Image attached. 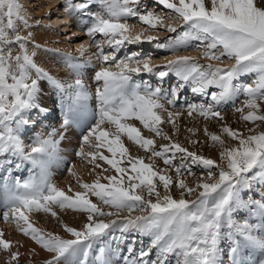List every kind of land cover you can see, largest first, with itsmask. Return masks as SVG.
<instances>
[{"label":"snow or ice","instance_id":"obj_1","mask_svg":"<svg viewBox=\"0 0 264 264\" xmlns=\"http://www.w3.org/2000/svg\"><path fill=\"white\" fill-rule=\"evenodd\" d=\"M155 2L170 12H142L141 0H67L65 11L81 14L82 22L88 25L84 29L87 36L104 38L94 41L100 66L93 73V93L84 83L82 65L68 53L62 55L75 76L72 81L62 82L38 66L33 57L40 45L33 44L29 52L33 37L27 31L31 25L22 3L0 0V173H4L0 187L5 193L0 208L5 222H15L25 236L49 253L44 264H114L117 260L120 264H264V191L260 190L264 188V131L244 136L223 127L238 144L226 147L221 136L211 135L219 145L217 161L171 141L161 128L167 123L178 131L176 119L184 111L189 117L195 113L222 120L220 106L241 93L246 99L242 107L235 108L241 119L264 122V114H258L264 104V0ZM94 4L99 5V11H90ZM129 18H138L148 28L133 35L135 24H130ZM177 25L183 31H178ZM157 27L176 34L157 44L170 51L172 59L156 64L139 51L118 57L126 42H141L144 32ZM144 39L152 42L157 37ZM13 45H18L17 52ZM105 46L111 51L106 52ZM189 49L199 51L208 63L176 55ZM83 50L81 45V55ZM225 59L231 62L227 68L220 66ZM142 74H154L160 83L154 86L136 79ZM170 74L177 83L164 88L163 81ZM245 76L253 78L245 83L241 81ZM41 81L58 92L64 114L59 129H51L47 136L35 134L25 143V130L36 123L32 116L47 112L40 102L45 91ZM185 89L202 99L181 103ZM72 112H82L93 120L81 136L76 155L85 160L91 157L89 163L105 161L116 175H107V184L99 178L92 184L83 183V191L68 195L52 182L50 169L62 162L59 144L73 125ZM132 120L169 143L156 150L155 140L142 135ZM122 135L150 152V162L131 156ZM85 145L94 150L85 153ZM100 149H106L111 158ZM178 156L180 163L174 165ZM156 157L174 169L175 180L167 174L168 169L156 168ZM125 162L127 167H122ZM29 165L26 178L13 175ZM194 167L205 171L197 178ZM185 173L197 179L194 186L181 178ZM173 185L178 198L172 193ZM89 194L102 202L101 206L93 203ZM192 196L195 198H186ZM56 208L86 214L80 229L64 225L72 238L44 232L30 222L33 212L51 214L59 221ZM238 212H246L247 217L238 222ZM105 218H109L107 222ZM109 231L121 234L120 243L126 233L150 239L147 246L141 241L136 249L134 235L128 254L121 256L119 244L109 249L102 241ZM94 246L98 252L90 260ZM10 248L11 242L0 238V249L9 252L8 264L20 255Z\"/></svg>","mask_w":264,"mask_h":264},{"label":"rangeland","instance_id":"obj_2","mask_svg":"<svg viewBox=\"0 0 264 264\" xmlns=\"http://www.w3.org/2000/svg\"><path fill=\"white\" fill-rule=\"evenodd\" d=\"M22 2H23L24 10L26 11V17L28 18L29 24L31 25V27L27 31H30L33 37L32 43L28 45L29 52L31 53L33 51V44L40 45L39 48L35 49V56L33 57L35 63L38 66L44 68L47 72H49L50 75H52L56 79L62 82L68 81L69 78H75V76L73 72L68 68L67 66L68 62L62 54L64 53L70 54L71 57L74 58V62L82 65L84 83L94 93L95 82L93 79V73H94V70H97L98 67L100 66L97 61L96 55L92 57V60L86 59L89 53H84L83 55L76 56L77 54H76V51L74 50L73 41L70 39L69 41H66L65 39L66 35L64 36L63 34V32L65 31H63V27L61 25L58 26L59 23L57 24L58 27L53 28V29L55 31V34H58L57 32H59L60 35L48 36L47 37L48 39L46 38V40H40L42 39L41 35L43 33L51 34L49 32H46L48 31L46 29L52 30L49 24L47 25L43 23V18L45 17V16L43 17V13L45 10H47L46 8L47 4L45 6L46 1L43 2L41 0H22ZM73 2H80V0H73ZM144 3H145V0H141L140 7H141L142 12L148 11L150 7L148 8L147 6L152 5L151 1H150V4L149 3L144 4ZM95 7L96 6L94 5L93 8L90 9V11H96ZM152 8L153 10H155V13H158L159 11L162 10L163 7L160 8L159 6H154ZM169 12L170 10H166L165 13L161 12L160 14L167 15ZM54 14L55 15L52 16V20L55 19L54 17H56L58 13H54ZM73 16L77 22H75L74 25L69 22L70 28L77 27L80 31L78 36H76V38L73 40L76 41V40H82V39L84 40L89 39L90 43H92V47L94 50L93 53H97L98 49L94 41L100 40V39L102 40L103 38L98 34L94 38H90L89 36H87L84 29L88 25L82 22L81 14L76 12V13H73ZM63 21L67 23L68 19L67 20L63 19ZM129 22L134 23L136 25L137 23H139L145 28V25L139 22L138 18H129ZM165 22L168 23L170 21H165ZM172 22L174 23V21ZM70 28L68 29L69 31L71 30ZM177 28H178V31H183V29H180L178 25H177ZM20 34L24 35L25 33L21 32ZM148 34L151 36L157 37V40H154L152 42H147L145 39H141V42H137L135 44H128L126 42V44L121 48L120 53L117 54L118 57L122 56L125 53H129L132 51H139L141 54L143 53L142 55H145V56L147 55L161 56L162 55L165 59L160 61L159 64H162L167 59H172L173 54L170 51L165 50V49H160V48L156 51L152 49H155L158 43H166L169 37H174L176 34L168 33L166 29H162L159 27H157L156 30H152ZM10 35L12 34L10 33ZM12 47H13L14 52H17L19 50L18 45H13ZM105 51L110 52L111 49L105 46ZM190 51H193V50L191 49L181 50L178 53H176V55H182V56L190 55L193 57H197L200 63L202 64L208 63L207 59L201 57V53L199 51H196L194 54L189 53ZM85 60H87L88 62ZM230 64L231 62L225 59L223 64H221L220 66L223 68H227L230 66ZM62 71L65 74H62ZM157 71H159V69H157ZM143 75L145 76L143 77ZM150 75L152 76L154 74H150ZM146 76L147 74H142L141 76L136 77V79L146 81L145 79ZM168 78L169 80L171 79V81H167V80L166 82L163 81L164 88H169V86L177 83V78L174 75L170 74ZM247 78L248 77H245L244 79H242V82L243 80L244 82H250V79H247ZM153 79H155V77H153ZM236 82H239V81H236ZM149 83H151L154 86H157L160 82L155 83V82L150 81ZM40 86L44 88L45 90L43 93V96L41 97L40 102L47 108V112L42 113V114H35L32 116V118L36 120V123L31 126L34 129L33 131H31V129L29 128L25 130V133H24L25 135L23 137L25 140V143L29 142L30 140L28 139L29 136H33L34 134L32 133H34L36 130L37 132L39 131L38 132L39 134L43 132L42 134L44 136H47L51 129L60 128L61 122H59V120L60 121L62 120V116H61L62 114H58L59 116H56V117L53 114L56 106H58V102L60 101L58 92L47 81H41ZM213 90H216V89H213ZM199 99H202V98L197 97L193 99L191 92L185 89L182 92L181 103L192 102L193 100H199ZM244 99H246V97H244L243 94L241 93L239 96L234 97L233 100H229L228 102L222 104L220 106L221 115L223 117L222 120L219 118L205 119L204 117H201L195 113L193 114V116L189 117L187 115V112L184 111L182 112L181 116H179L176 119L178 131L174 130L172 126L167 123L162 124L161 128L171 138V141L179 143L181 146L187 148L189 151H194L199 155L205 156L206 158H212L218 161L219 160V153H218L219 145L216 142H213L211 140V135L221 136V139L225 140L226 147L236 146L238 144V141L232 140L231 137H228L227 134L222 131L223 127L225 126L230 127L233 130L239 131L244 136H247L249 134H258L260 131H264V122L257 121L253 123L250 121H244L241 119V114L235 111L236 107L243 106ZM60 104L62 103L60 102ZM90 104L94 106V101H90ZM168 107L170 110H172L171 106H168ZM79 114L81 118H82V114L84 115L85 120L87 118V121H88L87 126H86V123H84L82 120L83 128L86 127V131H87L88 128L93 123V120L90 116L82 112H79ZM244 114H247V109H245ZM258 114H264V104L261 105V110ZM60 116H61V119H60ZM162 118L166 120L167 118L166 114H163ZM130 123H132L134 126L139 128L142 135H144L147 138H152L155 140L156 150H160V147L162 145L169 143V141L165 140L163 137H157L155 136L154 133H150L147 129L143 127L142 124H140L139 121L132 120L130 121ZM41 124H44L43 129H40ZM105 128L106 130H110V131L113 130V129H109V126H105ZM249 128L254 129V131L252 133H249L248 131ZM189 129H192L193 131L190 132ZM84 130H79V129L77 130V128L73 126H71L68 129L65 138L59 144L60 156L62 157V162L59 163L58 165H54L50 169L52 182L57 187H58V184L63 185V187L64 185H66V187H68L69 190L66 187L63 190L68 195H73L76 192L83 191V188L81 187V184L83 183L92 184L99 178L100 183L107 184L108 181L107 179H105V177L107 175H116L115 170L112 169L111 166L108 165L105 161L97 159L95 163H89V160L92 159L91 157H89L88 160H85L76 155V152L80 150L81 136L86 133V131ZM56 138L59 139V135H57ZM121 140L124 142L125 146L128 148L129 154L131 156L142 157L144 158L145 163L150 162L149 160V156L151 155L150 152H145V150L141 148L139 145H136L132 141H129L126 136L122 135ZM93 150L94 149L88 147L87 145H85L83 149L85 153H88ZM99 151L102 152L104 155H108L111 158V154L108 153L106 149H100ZM153 160L155 161V165L157 169H168V166L163 163V158L156 157V158H153ZM173 163L174 165H178L180 163L179 156L177 157L176 160L173 161ZM96 164H99L100 167H95ZM121 166L127 167V163L126 162L122 163ZM69 169H71V171H69ZM105 169H107V171H105ZM202 171H205V170L198 169V167L193 168V172L196 174L197 178L199 177ZM17 174L20 175L21 172H18ZM167 174L168 175L172 174V177L174 178V180L176 179V173L174 169H168ZM181 178L185 179L186 183H188L189 186H194L195 183L197 182V179H194L193 176L188 175L187 173H185L184 176ZM260 190L264 191V188H261ZM172 193L174 197L178 198L179 193L175 189L174 185L172 188ZM245 195H247V193H245ZM253 195H255V193H253ZM186 198L194 199L195 196L186 197ZM89 199H91L93 203H97L98 207L101 206L102 202H99L98 199L94 196H91V194H89ZM54 210L57 212L59 221L57 220L56 217H52L51 214H46L43 212H34V216L35 217L38 216L39 218L38 219L39 221L37 222L40 223L41 225L40 229H42L44 232H52L53 234L60 235L65 239H69L72 237L70 236V234L65 233L64 225H68V226H72V227H76L77 229H80L81 225L86 221V214L74 212L71 209L60 210L56 208ZM104 210L112 211V209L108 208L107 206H104ZM134 214H139V213H134ZM246 217H247L246 212H238L237 214H235V218L237 219L238 222L242 221ZM107 219L109 218H105V222H107ZM37 222L36 223L31 222V223L33 224L34 227L39 228V225L37 226ZM0 233L3 234L2 237L0 238L6 239L11 242L10 251H16L15 248L21 245V247H24V246L28 247L30 251L34 249L41 251V255L39 254V256L44 259L49 257V253L46 250H42L41 246L36 244L30 237L25 236L19 229H16L15 227L12 229L9 227L8 224L5 225V223L3 222V212L1 211V209H0ZM120 235L121 234L119 232L113 233V231H109L105 236L102 237V241L106 247H108L107 245H109V242L111 244L113 243L114 245L112 244V247L114 246V249L117 247V244H119L118 246L120 248L121 256L128 254L127 253L128 247L132 243V238L134 235L136 236V240H137L136 245H135L136 249L140 248L141 241L143 242L144 246H147L149 239H150L149 237H146V236L141 237L139 236V234L126 233V234H123L126 237L125 240L123 241V243H120L119 241ZM15 245L16 247L12 248ZM19 250L20 249L18 248V251ZM19 252L20 253L24 252V250L21 249ZM97 252H98V247L94 246L92 250V255L90 256V260L94 259V256L97 254ZM0 253H3L2 254L3 256H0V264H8L10 260L9 252L3 249H0ZM22 255L24 254L22 253ZM31 262L32 261H30V258L24 255L23 257L19 256L18 260L15 262H12V264H30ZM114 263L120 264L118 260L115 261ZM40 264H44V263L40 262Z\"/></svg>","mask_w":264,"mask_h":264},{"label":"bare ground","instance_id":"obj_3","mask_svg":"<svg viewBox=\"0 0 264 264\" xmlns=\"http://www.w3.org/2000/svg\"><path fill=\"white\" fill-rule=\"evenodd\" d=\"M41 1H46L45 2V6H46V4H47V6H46V8H47V10H45L44 11V13H43V23L44 24H49L50 25V27L52 28V30L51 29H46V30H48V31H46V32H49V33H51V34H53V35H51V34H48V33H43L41 36V38L42 39H40V40H46V38L48 37V36H54V35H60V33L59 32H57L58 34H55V31H54V29L53 28H57L59 25H61L62 27H63V31H65V32H63V34H64V36H65V39H66V41H69V39L70 40H72L73 41V43H74V50L76 51V56H80L81 55V53H80V51H78L80 48H81V45H83V48H84V50H83V54L84 53H89V55L86 57V59L88 60H92V57L95 55V53H93L94 52V50H93V47H92V43H90V40L89 39H86V40H84V39H82V40H84V41H82V40H76V41H74L73 39H75L76 38V36H78V34H79V29L77 28V27H73V28H70V23H72L73 25L75 24V22H77L76 21V19L74 18V16H73V13H69V12H67V11H65V8H66V6H67V0H41ZM150 1H151V3H152V5L151 6H147L148 8L150 7V9L148 10V11H153L154 13H155V10H153V8L152 7H154V6H159L160 8H162L161 7V5H159V4H157L156 2H155V0H145V3L144 4H147V3H149L150 4ZM21 3H22V5H23V2H22V0L20 1ZM40 2V1H39ZM43 2H42V4H43ZM96 7V11H99L100 10V8H99V5L98 4H94ZM61 6V7H60ZM63 6V7H62ZM45 8V7H44ZM57 8V9H56ZM157 8V7H156ZM166 10L167 9H164V8H162V10L161 11H159L158 13H156V14H159V15H161L160 13L161 12H163V13H165L166 12ZM25 11V10H24ZM54 13H58L57 14V16L56 17H54L55 19L54 20H52V16L53 15H55ZM25 14H26V11H25ZM63 14V15H62ZM62 15V16H61ZM75 15V14H74ZM62 17H63V19L64 20H67L68 19V22L66 23L65 21H63V19H62ZM73 21V22H72ZM70 22V23H69ZM59 23V24H58ZM130 23V22H129ZM57 24H58V26H57ZM130 24H133V23H130ZM135 30H134V32H133V35H135L136 33H139V32H141L143 29H145V28H148L146 25H145V28H144V26H142L141 24H139V23H137V25L135 24ZM71 29L70 31L68 30V29ZM151 29L149 28V30L148 31H146V32H144V36H142L141 37V39H144V37H146V36H149V32H151L150 31ZM82 32V31H81ZM99 35V34H98ZM103 38V37H102ZM48 39V38H47ZM104 39V38H103ZM101 40V39H100ZM147 43V42H146ZM159 48L158 47H155V49H152V50H154V51H156V50H158ZM107 52H109V51H107ZM196 52V50H193V51H190L189 53H191V54H194ZM143 54V53H142ZM147 56H150V55H147ZM151 57L153 58V61H154V63H156V64H159V62L160 61H162V60H164L165 58L161 55V56H153V55H151ZM167 57V56H166ZM87 60H85V61H87ZM88 62V61H87ZM160 70V69H159ZM62 74H65L63 71H62ZM145 75H143V77H144ZM153 77H155V79H153ZM245 77H248L247 79H250V81H251V79H252V77L251 76H245ZM245 77H242L241 78V81H242V79H244ZM74 78H69L68 79V81H72ZM145 79H146V81H151V82H155V83H159V81L157 80V78H156V76L155 75H150V74H147V76L145 77ZM166 80L167 81H171V79L169 80V78H166L165 79V81L164 82H166ZM243 82H244V80H243ZM169 83V82H168ZM245 83H247V82H245ZM192 94V93H191ZM192 96H193V99H195V98H197V96H194L193 94H192ZM60 105H62V104H60ZM60 109H63L62 108V106H60ZM63 115V114H62ZM47 120V119H46ZM82 120H83V122L84 123H86V120H85V117H84V115L82 114ZM73 127H75L74 125H72ZM44 128V124H41L40 125V129H43ZM76 128V127H75ZM83 129V128H82ZM39 130V129H38ZM43 133V132H42ZM30 166V165H29ZM29 166H26L22 171H20L21 172V174L22 173H26L28 170V168H29ZM198 169H201L200 167H198ZM171 173V172H170ZM15 174H17L16 172H14L13 173V175H15ZM170 176L172 177V174H170ZM22 177V176H21ZM24 178H26V177H24ZM173 178V177H172ZM173 180H174V178H173ZM2 183H3V179H1L0 180V185H2ZM58 187L60 188V189H65V187H66V185H64V187H63V185H60V184H58ZM66 188H68V187H66ZM161 189H162V187H161ZM68 190H69V188H68ZM0 196H1V202L0 203H2V201H3V198H4V196H5V193H4V191H3V188L2 187H0ZM29 219H30V221L31 222H34V223H36L37 221H39L38 219V216H34V212L33 213H30L29 214ZM3 222L5 223V225H9V227L10 228H16V229H19V227H18V225L15 223V222H5L4 220H3ZM39 225V229H40V227H41V225H40V223H38L37 222V226ZM20 246V247H19ZM19 246H17L16 247V245L15 246H13L12 248H14V247H16L15 249H16V251H18V248L21 250H24V252H19L20 253V255L19 256H21V257H23L24 255H26V256H28L29 258H30V261H32L30 264H40V262H42V263H44V258H42V257H40L39 256V254L41 255V251H39V250H37V249H34V250H32V251H30V249H28V247H26V246H24V247H21V245H19ZM14 249V250H15ZM22 253L24 254V255H22ZM3 253H0V256H3L2 255ZM8 258V257H7ZM40 261V262H39ZM115 264V263H114Z\"/></svg>","mask_w":264,"mask_h":264}]
</instances>
